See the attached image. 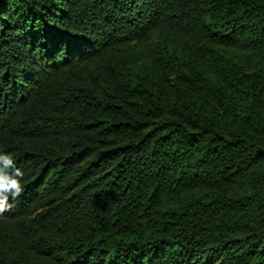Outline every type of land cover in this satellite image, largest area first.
<instances>
[{
  "label": "trees",
  "instance_id": "obj_1",
  "mask_svg": "<svg viewBox=\"0 0 264 264\" xmlns=\"http://www.w3.org/2000/svg\"><path fill=\"white\" fill-rule=\"evenodd\" d=\"M0 150V264H264V0H0Z\"/></svg>",
  "mask_w": 264,
  "mask_h": 264
},
{
  "label": "clouds",
  "instance_id": "obj_2",
  "mask_svg": "<svg viewBox=\"0 0 264 264\" xmlns=\"http://www.w3.org/2000/svg\"><path fill=\"white\" fill-rule=\"evenodd\" d=\"M24 177L25 173L16 166L14 157L0 150V215L11 210L10 198L15 201L25 191Z\"/></svg>",
  "mask_w": 264,
  "mask_h": 264
}]
</instances>
